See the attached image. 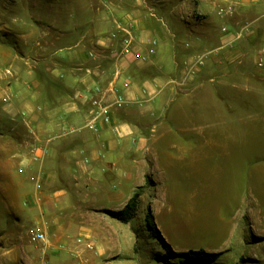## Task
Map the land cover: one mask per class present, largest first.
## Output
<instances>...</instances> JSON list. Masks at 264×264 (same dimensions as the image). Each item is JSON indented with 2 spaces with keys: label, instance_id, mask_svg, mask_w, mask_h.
<instances>
[{
  "label": "crops",
  "instance_id": "crops-1",
  "mask_svg": "<svg viewBox=\"0 0 264 264\" xmlns=\"http://www.w3.org/2000/svg\"><path fill=\"white\" fill-rule=\"evenodd\" d=\"M230 5L235 12L222 18L219 10ZM32 6L39 10L24 26L16 23L28 29L15 33L24 43L13 59L25 65L0 73V264H123L125 258L140 264L137 257L146 254L134 221L123 224L110 213L140 194L147 175L159 191V171L175 161L172 150L190 153L191 140L203 146L207 112L222 115L215 100L228 82L219 73L252 71L264 82V0H45ZM122 27L133 37V53L115 57ZM36 40L39 60L31 57ZM51 40L58 45L51 47ZM63 51L69 63L47 61ZM208 86L213 96L206 100L215 107H192ZM96 87L105 93L111 120L91 130ZM19 159L23 179L14 177ZM149 207L157 223V204ZM36 233L47 242L34 241Z\"/></svg>",
  "mask_w": 264,
  "mask_h": 264
},
{
  "label": "rangeland",
  "instance_id": "rangeland-1",
  "mask_svg": "<svg viewBox=\"0 0 264 264\" xmlns=\"http://www.w3.org/2000/svg\"><path fill=\"white\" fill-rule=\"evenodd\" d=\"M42 2L45 0H0V73H7V69L14 72L19 65H25L23 60L13 59L17 55L15 48L21 42L16 34L21 31L23 36L28 32L22 27L23 20L33 10H39L32 5ZM16 23L22 25L21 30ZM39 42L32 43L33 60L40 59ZM50 43L51 47L58 45L56 40ZM23 53L28 58V53ZM70 58L67 51H63L49 56L47 61L69 63ZM219 74L217 76L228 82L217 89L219 102L215 100V105L222 115H212L205 109L203 146L198 147L196 140H191L190 153L171 151L175 161L159 171V191L153 178L146 176L147 186L140 190L145 198V209L139 211L132 223L146 254L138 256L137 263L185 264L183 258L170 255L166 245L151 236L146 208L148 204H157V223L165 230L163 239L176 255L204 251L220 255L213 264H264L263 76L252 71L237 73L232 69ZM211 92L213 96L208 86L199 101H191L192 107L201 105L210 111L215 107L206 100L211 98ZM4 96L5 93L0 92V102ZM23 167L21 159L14 163L15 178L25 177L18 172ZM129 260L125 258L123 264H133ZM119 263L120 260L112 262Z\"/></svg>",
  "mask_w": 264,
  "mask_h": 264
},
{
  "label": "built area",
  "instance_id": "built-area-1",
  "mask_svg": "<svg viewBox=\"0 0 264 264\" xmlns=\"http://www.w3.org/2000/svg\"><path fill=\"white\" fill-rule=\"evenodd\" d=\"M235 12V8L233 5H230L226 8H221L219 10V15L222 18H226L228 16L233 15ZM224 32H226V29H223ZM120 33L124 34L123 38L119 40V48L120 51H116L114 53L115 57L118 56H126L131 53H133V37L131 36V33L129 29L127 28H120ZM246 33H249V30L246 29ZM138 58H140V55H137ZM11 72L8 70L7 74H10ZM92 97L90 99V103L92 106V109L90 111V115L92 117V120L88 123L87 127L91 130H97L98 129V122H105L109 123L111 120V107L107 105L106 103V97L104 91L101 89V87H96L94 92H92ZM121 103V102H120ZM38 188H41L39 185ZM33 240L36 242H40L45 244L47 242V237L44 233H36L33 235ZM80 244H85L86 248L88 250H94V245L92 243H84L82 240H79Z\"/></svg>",
  "mask_w": 264,
  "mask_h": 264
},
{
  "label": "trees",
  "instance_id": "trees-1",
  "mask_svg": "<svg viewBox=\"0 0 264 264\" xmlns=\"http://www.w3.org/2000/svg\"><path fill=\"white\" fill-rule=\"evenodd\" d=\"M147 179L150 178L148 177ZM140 206L141 195L139 193H136L123 210L118 212H111L110 215L112 218L123 224H129L138 217ZM146 223L148 228L150 229L151 236L157 239L158 241L164 243L166 245L167 252L170 255L180 256L181 258H183V262H185V264H213L216 263L220 258V255L218 253H206L204 251H190L187 253L176 255L177 253H174L171 246L164 241L162 233L156 223L155 215L151 207L147 209Z\"/></svg>",
  "mask_w": 264,
  "mask_h": 264
}]
</instances>
